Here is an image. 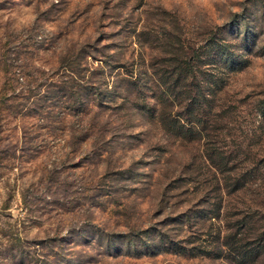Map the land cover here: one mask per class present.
<instances>
[{
    "label": "rangeland",
    "instance_id": "rangeland-1",
    "mask_svg": "<svg viewBox=\"0 0 264 264\" xmlns=\"http://www.w3.org/2000/svg\"><path fill=\"white\" fill-rule=\"evenodd\" d=\"M78 44L117 137L90 164L0 132V264H264V0H0L14 93Z\"/></svg>",
    "mask_w": 264,
    "mask_h": 264
},
{
    "label": "trees",
    "instance_id": "trees-1",
    "mask_svg": "<svg viewBox=\"0 0 264 264\" xmlns=\"http://www.w3.org/2000/svg\"><path fill=\"white\" fill-rule=\"evenodd\" d=\"M89 46L78 44L68 55L59 52L57 66L44 73L48 81L35 84L44 86L43 90L48 93L41 91L31 94L24 90L14 93L15 84L21 85V77L25 76L24 73L21 76L17 69L9 71V75L0 83V89L9 91L7 98L15 103L14 107H5V111L0 112V132L10 130L12 121L18 122L14 124L19 129L20 155H36L46 146L58 144L66 149L65 158L70 155L89 159L90 164H95L110 152L106 147L117 137V133L109 122L110 118H102L99 108L105 101H112L109 98H113L110 95L114 93L115 85L108 86L105 82L104 69L107 63L103 64L98 59L99 63L91 65ZM24 79L21 88L24 84L27 86L30 80L36 82V79ZM28 99L32 109L20 111L17 107L23 106ZM261 103L264 107V99ZM28 117L33 118V121H22ZM2 150L0 154L5 152ZM8 159L13 160L14 157L9 155ZM25 195L21 194L23 203Z\"/></svg>",
    "mask_w": 264,
    "mask_h": 264
}]
</instances>
